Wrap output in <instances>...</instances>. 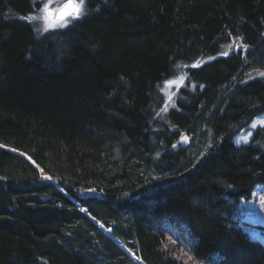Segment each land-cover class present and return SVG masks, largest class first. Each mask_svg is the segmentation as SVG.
I'll return each instance as SVG.
<instances>
[{
  "label": "trees",
  "instance_id": "1",
  "mask_svg": "<svg viewBox=\"0 0 264 264\" xmlns=\"http://www.w3.org/2000/svg\"><path fill=\"white\" fill-rule=\"evenodd\" d=\"M65 1L0 0V264H264V0Z\"/></svg>",
  "mask_w": 264,
  "mask_h": 264
},
{
  "label": "rangeland",
  "instance_id": "2",
  "mask_svg": "<svg viewBox=\"0 0 264 264\" xmlns=\"http://www.w3.org/2000/svg\"><path fill=\"white\" fill-rule=\"evenodd\" d=\"M54 8L55 7H53L52 9ZM84 13L85 12H83V15ZM40 15L41 13L37 15V17H39ZM37 20H38V33L45 32L43 31V21L40 19ZM73 20L75 19H70V22L65 27H67ZM65 27H57L50 30H58V29H63ZM235 45H231V48L234 49L236 47ZM178 84L179 81L173 80L169 84H167V86L174 87L177 86ZM253 124H255L256 126L253 127L252 126ZM262 127H264V112L254 117L248 124H246L241 130H239V132L233 137L234 144L235 145L248 144L253 138V131L257 128H262ZM240 208L243 211L242 228L248 231L253 238L259 239L264 244V188L260 185H257L254 189L252 199L247 202H241Z\"/></svg>",
  "mask_w": 264,
  "mask_h": 264
},
{
  "label": "snow or ice",
  "instance_id": "3",
  "mask_svg": "<svg viewBox=\"0 0 264 264\" xmlns=\"http://www.w3.org/2000/svg\"><path fill=\"white\" fill-rule=\"evenodd\" d=\"M84 7V0H66L62 7H58L55 10L51 8L50 4H45L40 9L41 15L39 17L30 15L24 19L30 22L40 19L43 21V31H48L57 27H65L70 22V19H78L83 15ZM259 74L264 75V73ZM252 126L255 127L256 125L253 124ZM45 178L48 179L49 177Z\"/></svg>",
  "mask_w": 264,
  "mask_h": 264
},
{
  "label": "water",
  "instance_id": "4",
  "mask_svg": "<svg viewBox=\"0 0 264 264\" xmlns=\"http://www.w3.org/2000/svg\"><path fill=\"white\" fill-rule=\"evenodd\" d=\"M65 2H66V1H65ZM65 2H63V3H62L60 6H58V7H62V6H63V4H64ZM58 7H56V8H58ZM56 8H55V9H56ZM55 9H54V10H55Z\"/></svg>",
  "mask_w": 264,
  "mask_h": 264
}]
</instances>
